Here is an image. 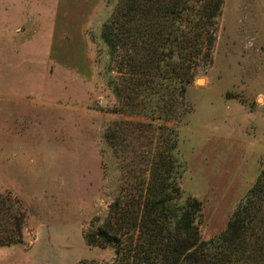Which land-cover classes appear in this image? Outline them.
Returning <instances> with one entry per match:
<instances>
[{
	"label": "rangeland",
	"instance_id": "374dc122",
	"mask_svg": "<svg viewBox=\"0 0 264 264\" xmlns=\"http://www.w3.org/2000/svg\"><path fill=\"white\" fill-rule=\"evenodd\" d=\"M119 1L102 0L92 18L85 13L81 35L67 36L66 52L60 45L67 66L48 69L49 53L38 49L53 35H16L15 0H1L0 228L5 214L13 215L21 243L0 247V264L114 259L112 248L87 246L84 234L93 220L102 223L120 185L106 128L142 120L117 110L106 75L110 61L109 76L118 77L101 31ZM212 54L211 65L198 68L187 87L176 122L167 124L178 131L181 188L202 205L203 240L225 230L264 164V0H224ZM41 87L52 98L34 117L27 109Z\"/></svg>",
	"mask_w": 264,
	"mask_h": 264
},
{
	"label": "trees",
	"instance_id": "16d2710c",
	"mask_svg": "<svg viewBox=\"0 0 264 264\" xmlns=\"http://www.w3.org/2000/svg\"><path fill=\"white\" fill-rule=\"evenodd\" d=\"M223 4L120 0L102 26L118 74L109 76V61L117 110L142 119L115 121L103 134L119 160L121 180L106 217L100 225L93 220L84 239L91 248H112L110 264H264V164L225 230L203 240L202 205L181 188L178 131L167 125L176 122L197 69L212 63ZM12 216L5 214L0 247L21 243Z\"/></svg>",
	"mask_w": 264,
	"mask_h": 264
},
{
	"label": "crops",
	"instance_id": "0c3cea01",
	"mask_svg": "<svg viewBox=\"0 0 264 264\" xmlns=\"http://www.w3.org/2000/svg\"><path fill=\"white\" fill-rule=\"evenodd\" d=\"M101 1L102 0H15V34L17 35L24 33V31L27 32L31 30L28 34L33 31L39 34L47 33L53 35V39L48 44V47L45 48V46H43L38 50L43 53H49L45 58L47 63L45 62L44 67H48V69L52 66L57 67V69L64 68L67 65L66 61L61 59L60 51H62V49L60 45L64 42L63 48L66 52L68 46V42L66 41L67 36L81 35L83 30L81 23L82 20H84V14L86 13L89 18H92L93 13L96 12L98 4ZM90 11L92 15H88ZM47 19L48 22L45 23ZM31 52L32 50L29 51V55ZM47 71L46 73H48ZM46 73L44 74L43 72L42 75L44 76V81L48 78ZM48 91L49 90L44 87H41L40 90L37 89V93L33 96L35 102H33L32 106H28L27 113L31 112L34 117H38L37 115L46 110L49 100L52 98L49 96L50 94Z\"/></svg>",
	"mask_w": 264,
	"mask_h": 264
}]
</instances>
